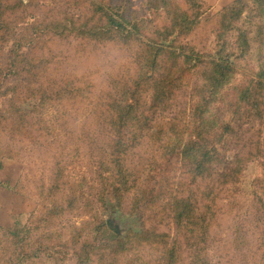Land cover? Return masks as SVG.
Here are the masks:
<instances>
[{
	"label": "rangeland",
	"instance_id": "rangeland-1",
	"mask_svg": "<svg viewBox=\"0 0 264 264\" xmlns=\"http://www.w3.org/2000/svg\"><path fill=\"white\" fill-rule=\"evenodd\" d=\"M232 1L0 0V264H264V104L232 114L204 88V63L164 104L142 107L144 124L130 116L117 131L109 104L118 82L148 105L138 56L150 40L206 59L229 54L231 85L254 77L264 39L244 48L238 29L222 26L216 13ZM252 2L233 6L237 28L256 26ZM205 117L232 118L231 131L204 134ZM200 132L218 151L203 174L181 152ZM118 140L125 185L115 161L104 163ZM174 200L188 218H173Z\"/></svg>",
	"mask_w": 264,
	"mask_h": 264
},
{
	"label": "trees",
	"instance_id": "trees-1",
	"mask_svg": "<svg viewBox=\"0 0 264 264\" xmlns=\"http://www.w3.org/2000/svg\"><path fill=\"white\" fill-rule=\"evenodd\" d=\"M192 1L191 4L194 8H199V4L197 0H190ZM252 5H254V9L259 12L258 15L254 17L256 19V26H252L251 28L247 29L246 27H238L233 24L232 19L242 20L244 17L241 14V10H235L233 6L237 2H241V4H247V0H233L228 6L224 8V10H221L216 13V16L220 18V23L223 27H228L229 29H234L239 31L240 36H243L245 43L241 46L244 48H249V40L260 38L264 39V0H252ZM168 3V0H166ZM164 3H162L163 5ZM164 8V5H163ZM179 18L182 16L183 20L186 21L187 16L184 12H179L178 15ZM120 18L119 16H117ZM198 20L191 22L190 30H192L195 25L200 24V16H196ZM247 18V16L245 17ZM122 19V18H121ZM112 22H114L115 26L117 28H123L127 35L132 33L133 29L132 27L126 28L127 26H124L123 21L115 20L113 19ZM126 23H130L129 21ZM253 23L252 21L248 22L247 24ZM136 26V25H135ZM135 28V27H134ZM255 29V30H254ZM167 31V30H166ZM168 32V31H167ZM122 33V32H121ZM144 45L146 46L142 51L139 53V58L141 60L140 66L142 69V73L146 75L145 79L141 78L144 85L147 86V89L151 91L150 94V101L148 105L145 102L139 101L137 104L136 97L129 96L127 97V89L129 88V85L120 86V83H115L117 85L115 87L116 96L113 97L112 101L109 102V104L114 109V124L117 125V131H121V128L123 127L122 124L127 123L129 117H133V119H137L138 121H142L141 123H145L146 120L149 119L147 115H145L144 108L148 107H157L159 105L164 104L163 101L164 98L168 97L170 94L172 95L174 92V89L179 86V81H181V74H183L185 71L191 69L192 67H197L199 64H206L208 67L205 76H204V88L209 89V92L211 94H216L220 97V101L223 100L224 105L229 106L232 108V114L238 110L239 106H251L253 108H258L260 104H264V56H260V59H262L259 64V66L256 68L254 72V77H250V80L245 82V84L241 87H238V85H231L232 84V76L234 72L236 71L233 60L229 58V54L226 56H223L224 59H206L200 55V53H197L193 50L186 51L185 49H182L183 47H174L173 45L169 44L168 42H155L153 40H150L149 42H144ZM247 51V49H246ZM237 54L241 55L242 51L240 52L237 48L236 51ZM168 54L172 58V62L169 64L164 63L165 60L160 61L161 57L164 58V55ZM235 55V52H234ZM237 56L235 55V58ZM165 59V58H164ZM196 59V63H192V60ZM195 62V61H194ZM2 62L0 61V86L5 81L2 77ZM151 71V75L147 76V73ZM4 75V74H3ZM5 76V75H4ZM140 77H136L135 79H138ZM131 83V82H130ZM138 84V83H137ZM139 85V84H138ZM138 87V86H137ZM137 89V88H136ZM232 90V93H234V97H236L234 100L232 99H226L224 100V91L226 90ZM136 90L134 89L131 91L132 95H134ZM137 104V105H136ZM140 109V110H139ZM139 110V112H138ZM248 111V109L246 108ZM137 111V112H136ZM1 115V114H0ZM5 118V117H4ZM3 117L0 116V121L5 120ZM229 119H223V118H215L212 117V120H208L206 117L203 119V127L206 126V132L204 134H207L208 130L211 131V133L218 137V140H220L224 135L226 131H231L229 129L230 127V120ZM7 120V119H6ZM218 120L220 122H218ZM182 120H178V122L181 124ZM187 121H191L190 118H188ZM184 119V122H187ZM205 121V122H204ZM183 123V121H182ZM184 126H187L185 123H183ZM141 127V126H140ZM202 132V130H201ZM199 133L197 136L198 138L194 137L192 140L189 141V143L186 146H183L182 157L189 159V162L192 166V171L197 173H204L205 170H209L212 163L214 162L215 158L218 159V151L216 149L215 142L209 138H206V136L202 133ZM124 134L122 133L121 136ZM120 140L116 141L115 146L113 145V150L111 152L109 151L107 153V156L109 159L104 161V163H107V161H115L117 167H116V177H118L117 182L120 184H126V174L124 165L121 160H124L123 157V151L126 148L125 146L119 143ZM124 143V142H123ZM127 143V142H126ZM111 146V145H110ZM173 151V150H172ZM178 156L179 154L176 153ZM113 155V157H112ZM113 158V159H112ZM103 163V162H102ZM102 165V164H101ZM107 168H110L107 166ZM235 171V170H234ZM231 175V172L222 171L220 173V176L227 180L228 177ZM109 176V175H108ZM107 178V176H106ZM109 178V177H108ZM151 178V177H150ZM151 180V179H150ZM113 185V184H112ZM57 184L55 185V187ZM115 189V187H114ZM116 191V189H115ZM180 200H174L173 202V218L176 220L183 218H188L190 214V210L188 209L186 213H183L181 210L183 208L176 211L177 203L179 204ZM184 205H188L185 201ZM172 251V248L169 249V252ZM170 256V255H169ZM170 257H167V259H162V264H168L170 261Z\"/></svg>",
	"mask_w": 264,
	"mask_h": 264
},
{
	"label": "crops",
	"instance_id": "crops-1",
	"mask_svg": "<svg viewBox=\"0 0 264 264\" xmlns=\"http://www.w3.org/2000/svg\"><path fill=\"white\" fill-rule=\"evenodd\" d=\"M214 1H216L217 2V0H214ZM219 1V0H218ZM228 1V0H227Z\"/></svg>",
	"mask_w": 264,
	"mask_h": 264
}]
</instances>
